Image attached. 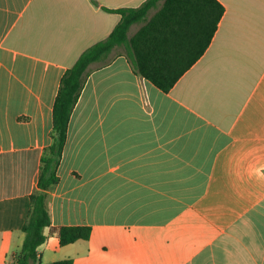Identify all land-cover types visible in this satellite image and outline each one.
I'll return each mask as SVG.
<instances>
[{
    "label": "crops",
    "instance_id": "obj_1",
    "mask_svg": "<svg viewBox=\"0 0 264 264\" xmlns=\"http://www.w3.org/2000/svg\"><path fill=\"white\" fill-rule=\"evenodd\" d=\"M145 1L0 0V264L25 239L62 76L120 22L103 8ZM218 1L211 44L168 93L123 48L90 66L42 263L264 264V0ZM64 226L91 237L60 246Z\"/></svg>",
    "mask_w": 264,
    "mask_h": 264
},
{
    "label": "trees",
    "instance_id": "obj_2",
    "mask_svg": "<svg viewBox=\"0 0 264 264\" xmlns=\"http://www.w3.org/2000/svg\"><path fill=\"white\" fill-rule=\"evenodd\" d=\"M103 10L119 14L120 22L106 39L86 49L61 78L53 108L51 143L43 151L37 189L29 197V210L22 226L25 239L15 254L14 264H73L72 259L42 263L38 248L47 240L45 229L52 225L46 200L48 192L60 181L58 168L69 122L90 66L108 64L113 52L123 48L135 72L168 93L208 49L225 13L218 0H146L137 8ZM153 10L155 13L150 16ZM136 24L139 29L129 37ZM53 232L59 245L66 246L89 240L92 228L64 226L53 228Z\"/></svg>",
    "mask_w": 264,
    "mask_h": 264
},
{
    "label": "rangeland",
    "instance_id": "obj_3",
    "mask_svg": "<svg viewBox=\"0 0 264 264\" xmlns=\"http://www.w3.org/2000/svg\"><path fill=\"white\" fill-rule=\"evenodd\" d=\"M154 13H155V10L151 11L150 16H152ZM137 28H139V25Z\"/></svg>",
    "mask_w": 264,
    "mask_h": 264
}]
</instances>
